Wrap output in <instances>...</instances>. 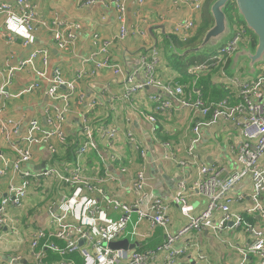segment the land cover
I'll return each instance as SVG.
<instances>
[{
  "label": "crops",
  "instance_id": "obj_1",
  "mask_svg": "<svg viewBox=\"0 0 264 264\" xmlns=\"http://www.w3.org/2000/svg\"><path fill=\"white\" fill-rule=\"evenodd\" d=\"M9 1L12 0H0ZM28 2L36 11L38 21L49 26L53 21L62 25L75 23L81 29L74 46L58 50L51 32L37 23L33 43L24 46L21 39L13 37L4 29L3 19L0 18V73L7 74L10 68L16 67L36 49H45L49 53L47 65L37 58L32 68L15 72L8 87L12 97L0 98V170L5 172L0 177V201L10 187L20 186L24 181L21 173L12 169L16 156L2 130L4 123L12 120L19 124L16 139L26 135L28 122L33 119L41 129H49L47 119L54 115L57 108L63 107V103H55L46 96L53 70L59 68L65 81L74 80L79 72H84L85 77L77 83L67 104L68 112L60 126L62 137L53 136L45 144H25L31 159L21 169L36 177L29 180L22 206L7 207L5 224L0 229V264H10L12 259L17 260L13 264H32V234L36 231L53 233L56 230L52 213L58 212L57 206L71 197L74 187L59 181L54 174L39 178L38 175L44 170H58L64 176L77 172L80 177L88 179L94 191L84 196L96 199L100 209L113 221H118L122 212L108 207L102 197L130 205L131 181L138 172H142L147 195L143 210L149 212L151 203L156 199L162 201L168 205L170 224L166 230L160 226L152 227L147 220H140L136 214H132L123 234L114 242L126 240L128 246L119 250L128 252L142 253L155 249L164 241L166 232L176 233L186 223L178 206L171 203L179 184L190 185L195 182L202 165L224 169L225 174L239 170L236 154L242 138L238 128L230 121L221 118L208 124L209 116L203 117L195 110L180 109L177 98L165 96L172 107L157 112L151 99L157 91L152 88L123 99L126 86L123 78L139 67L142 56L149 57V52L156 49L159 53V63L155 68L158 80L185 87L186 93L191 91L193 94L192 99L197 96L195 93H200L207 105L226 101L228 106H233L241 98L239 87L231 80L235 77L241 83L255 80L264 72V63L256 65L253 71L247 67V60L241 58L242 54L235 57V52L226 56L221 64L209 62V68L198 74L193 86L194 82L191 81L194 76L188 73L190 66H193L190 55L200 56L202 53L184 55L189 49L175 46L171 27L186 17L195 20L198 30L203 20L209 21L207 11L209 14L210 0L206 2L201 18L191 17V13L185 10L174 9L170 0H143L142 4L137 0H125L128 34L121 41L114 40L106 56L110 64L120 67L122 74L115 75L110 68L95 70L99 57L93 55L97 53L101 40L114 39L119 32L114 0H103L92 6H82L78 0ZM233 31L231 26L229 38L215 49L219 50L225 45L232 38ZM246 36L250 41H245L238 49L254 48L252 39ZM217 54L209 55L203 61L211 60ZM103 59L105 56L100 61ZM94 70V75L90 76ZM37 73L43 76L39 77ZM144 81L142 74H136L132 79L133 83ZM34 83L39 84L38 88L24 93ZM262 99L264 101V96ZM92 101L95 105L90 107ZM82 115L86 117L91 135L88 137L89 149L77 162L76 150L87 141L80 127ZM197 124L201 125L195 134L193 128ZM101 128L117 132L110 144L101 137ZM127 134L132 135L134 143L130 142ZM195 139L196 142H193ZM260 165L264 167V157ZM105 178L110 180L104 181ZM251 193L252 186L248 179L234 186L230 196L243 198L231 204L230 210L264 233V218L246 212L252 203ZM185 195L193 215L205 208L206 200L202 196L190 189ZM261 201L264 205V196ZM218 221L219 214H215L212 225ZM52 241L60 248L65 246L59 240ZM251 244L250 236L241 229L214 231L209 227L189 233L174 246L185 248L177 264H239L242 259L240 250ZM44 252L45 264H76L74 255L83 264L79 251L63 257ZM246 260L247 264H258L252 254ZM150 264H164L163 255L157 256Z\"/></svg>",
  "mask_w": 264,
  "mask_h": 264
},
{
  "label": "built area",
  "instance_id": "obj_2",
  "mask_svg": "<svg viewBox=\"0 0 264 264\" xmlns=\"http://www.w3.org/2000/svg\"><path fill=\"white\" fill-rule=\"evenodd\" d=\"M172 7L176 10H185L191 13V17L201 18L204 6L208 0H170ZM82 6H92L102 3L103 0H78ZM142 4L143 0H137ZM116 9V19L119 24L118 35L111 40H101L99 49L93 56L99 57V62L95 65V70L110 68L113 74H122L119 66L110 64L106 58L109 48L114 40L121 41L128 34L126 27V7L125 0H114ZM0 18L3 19L4 29L15 38L22 40L24 46H29L34 41V32L37 30L36 24L49 30L52 34L54 44L58 50H67L74 46L77 34L81 27L75 23L59 24L56 21L51 26L45 22L38 21L37 13L28 0H12L9 2H0ZM172 28V36L179 41H186L196 30L195 20L193 18H182L176 21ZM245 41L249 42V38L241 28H234L232 38L223 45L218 54L199 65L190 66L188 73L194 76L191 82L193 86L200 72L206 71L210 63L215 62L221 64L225 61V57L235 53L240 44ZM105 59L100 61L101 57ZM40 58L43 65H47L49 53L45 49H36L29 56L18 63L14 68H10L7 74L0 73V98H10L12 95L8 92L13 75L17 71L32 68L34 61ZM159 63V53L156 49L149 52V57L142 56L140 58L139 67L132 72L131 75L123 78L126 85L122 94L123 99H129L146 88H152L157 91L152 95L151 99L155 103V110L163 112L171 109L172 103L168 98H177L180 109L198 111L203 117L209 116L208 124L216 122L218 119H225L233 123L239 130L242 138L239 150L236 154L240 164V169L225 174L224 169L200 166L198 176L195 182L190 185L180 183L178 190L171 199V203L178 206L180 215L186 219L185 225L176 233H165V239L159 246L153 250L146 252H128L126 250H112L108 244L118 240L123 234L127 221L132 214H136L140 220H147L152 227L160 226L166 230L170 224L168 214V205L156 199L150 205V211L146 212L142 206L147 198L145 193L144 176L142 172H138L131 181L129 193L132 195L130 205L123 202L102 197L104 203L113 210H120L122 216L118 221L107 218L106 214L98 206V201L93 198L84 196L85 193L94 191V187L88 179L80 177L79 173L73 172L68 176L62 175L58 170L43 171L41 176H51L54 174L59 181L74 187L71 197L67 201L61 202L57 206L58 212L52 213V222L56 226L53 233H44L36 231L32 234L30 248L32 249L33 263L45 264V252L49 251L56 256H66L79 251L82 255L83 264H150L157 256L163 255L164 264H177L185 248H175V244L182 238H185L191 232H200L205 228L212 227L214 231L223 229H241L248 234L252 240V244L240 250L242 259L239 264H247L246 258L252 254L258 264H264V233L254 225L245 221L242 216L235 214L230 210L233 203L239 202L243 197H231L230 193L234 186L245 179H248L252 186L251 206L246 210L248 214H257L264 218V205L261 198L264 196V167L260 165L261 159L264 157V72L255 80L241 83L238 78H233L231 83L239 87L240 101L233 106H228L226 101L217 105H207L203 101L200 93L192 99L193 94L185 92V87L176 86L172 83H163L158 80L155 68ZM94 71L90 72V76L94 75ZM142 74L144 82L133 83L134 75ZM42 77V73H37ZM85 77L84 72H79L72 81H65L61 70L55 68L52 72L49 87L46 90V96L55 103H63V107L57 108L54 115L47 119L49 129L40 128L36 120L28 122V129L24 137L16 139L19 124L8 120L4 123L2 130L6 134L8 146L16 156L15 162L12 164L13 171L21 173L24 181L20 186L10 187L7 195L0 201V229L5 224V214L9 205L19 208L22 206L27 195L29 180L33 176L27 171H22L21 166L29 163L31 153L25 144H45L47 140L53 136L62 137L60 126L64 121V117L68 112V102L73 95L77 83ZM39 84L34 83L28 87L25 92H31L38 88ZM64 89V92H61ZM80 99L82 97L80 96ZM95 102H90L89 106L93 107ZM201 124H197L193 128L195 134L198 133ZM81 130L86 136V140L77 148V162L84 157L89 149V139L91 131L87 125L84 115L81 116ZM101 137L109 144L116 136L115 130L101 128ZM38 135L39 137H36ZM131 143L134 139L131 134H127ZM196 142V139L193 140ZM24 143V145H22ZM53 152L54 150L51 149ZM5 172L0 170V177ZM105 178L104 181H109ZM190 189L206 200L205 208L197 215L192 214V208L186 200V192ZM215 214H219V221L216 225H212V218ZM52 239L65 243L64 248H60ZM80 243H82L80 245ZM38 248L40 250H38ZM16 259H12L10 264ZM17 261V260H16ZM59 264H71L61 262Z\"/></svg>",
  "mask_w": 264,
  "mask_h": 264
},
{
  "label": "water",
  "instance_id": "obj_3",
  "mask_svg": "<svg viewBox=\"0 0 264 264\" xmlns=\"http://www.w3.org/2000/svg\"><path fill=\"white\" fill-rule=\"evenodd\" d=\"M230 2L235 5L238 18L245 28L255 37L254 48H240L235 57L242 54L241 58L247 60V67L251 70L256 65L264 63V0H214L209 5V15L212 26L205 32L199 45L184 52L197 54L204 50L215 49L220 46L231 34V25L226 14V8ZM254 71V70H253ZM82 243H80L81 245ZM126 240L109 243L110 249L126 248Z\"/></svg>",
  "mask_w": 264,
  "mask_h": 264
},
{
  "label": "trees",
  "instance_id": "obj_4",
  "mask_svg": "<svg viewBox=\"0 0 264 264\" xmlns=\"http://www.w3.org/2000/svg\"><path fill=\"white\" fill-rule=\"evenodd\" d=\"M212 1H214V0H210V2H212ZM207 9H208V7H207ZM226 14H227V17L229 19L231 26L234 25L235 29L241 28V30H243L252 39L253 46H254L255 45V37L253 36V34L250 31H248L245 28L244 24L238 18L237 14H236V10H235V5L233 2H230L228 4V6L226 8ZM207 15H208V19H209L210 16H209L208 12H207ZM210 24H209V21L207 22L206 20H203L202 23L199 25L198 30L196 29L197 33L194 32L193 35H191L186 41H179L177 38L172 36L175 46L183 48L184 50L197 47L199 45L203 35L205 34V32L210 28ZM234 28H233V30H234ZM190 56H191V59H190L191 62L190 63H192L193 65L201 64L204 62L203 60L205 59V57L198 56V55H190ZM74 259H75L76 264H82L80 261V258L78 256L74 255Z\"/></svg>",
  "mask_w": 264,
  "mask_h": 264
},
{
  "label": "rangeland",
  "instance_id": "obj_5",
  "mask_svg": "<svg viewBox=\"0 0 264 264\" xmlns=\"http://www.w3.org/2000/svg\"><path fill=\"white\" fill-rule=\"evenodd\" d=\"M208 10V9H207ZM208 12V11H207ZM211 21V18H209V22ZM211 24H212V21L210 22ZM209 23V24H210ZM211 24H210V26H211ZM235 26L233 25L232 26V28H234ZM240 46H241V44H240ZM217 52H218V49H214V50H212V51H203V52H201L202 54L200 55V56H202V57H208L209 55L210 56H212V55H215V54H217ZM199 56V55H198Z\"/></svg>",
  "mask_w": 264,
  "mask_h": 264
}]
</instances>
